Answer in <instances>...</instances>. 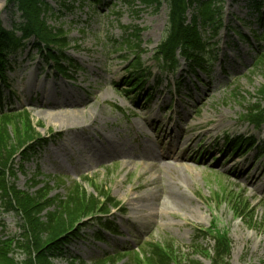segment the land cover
I'll return each instance as SVG.
<instances>
[{"label":"rangeland","instance_id":"rangeland-1","mask_svg":"<svg viewBox=\"0 0 264 264\" xmlns=\"http://www.w3.org/2000/svg\"><path fill=\"white\" fill-rule=\"evenodd\" d=\"M72 1L67 9L50 0L55 13L46 20L68 32L67 55L78 66L70 70L73 78L59 75L33 39L9 55L3 69V101L29 111L38 134L48 138L30 158L14 155L11 181L39 199L65 200L79 185L85 196L102 201L100 189L121 205L110 214L115 235L88 220L46 264H135L137 252L144 256L140 247L151 258L152 244L171 248L182 264H212L219 234L230 240L229 264H264V122L255 127L241 117L264 99L258 93L264 65H255L256 53L264 51V7L258 17L247 0H227L225 26L209 41L216 58L209 76L201 73L203 83L183 59L176 74L160 73L154 51L167 35V3L157 10L141 0ZM21 14L0 0L4 28L18 27ZM136 27L142 29L140 49L118 46ZM252 29L258 42L250 38L248 44L235 33L251 37ZM134 53L148 70L153 95L147 101L123 85ZM177 79H185L180 92ZM62 113L79 116L72 121ZM13 123L7 124L11 135ZM239 135L253 137L259 148L244 157L232 154L228 146ZM24 225L19 214L0 207V239L20 236ZM197 227L206 235H197ZM9 249L16 260L30 259L29 251Z\"/></svg>","mask_w":264,"mask_h":264},{"label":"trees","instance_id":"trees-1","mask_svg":"<svg viewBox=\"0 0 264 264\" xmlns=\"http://www.w3.org/2000/svg\"><path fill=\"white\" fill-rule=\"evenodd\" d=\"M59 6L67 9L74 7L72 0H54ZM22 13V23L12 30L5 29L0 24V76L4 77V67L9 55L19 51L26 46L29 39L34 38V47L44 56L46 61H51L56 65V69L63 75L67 68L64 62L72 66L71 59L67 58L65 52L70 44L67 33L61 27H54L48 24L46 16L55 13V7L49 0H8ZM147 5H161V0H142ZM170 8L168 30L166 41L162 42L157 50L156 57L162 61V68L169 72H175L178 67L176 51L180 49L181 55L187 59L190 69L196 74L197 70L207 72L208 61L205 55L207 39L204 35L206 27L212 30L215 36L218 28L222 25V11L226 0H168ZM264 0H249L250 6L257 10ZM192 8V18L188 22L187 10ZM203 31V32H202ZM20 32V35H18ZM205 37V39H204ZM136 62L140 63L137 56ZM264 63V53L260 54L257 64ZM131 68L137 72L141 67ZM144 75L142 76V78ZM132 78V75L130 79ZM129 86H136L135 81H130ZM264 94V88L259 91ZM261 114L264 110L260 105H253L251 111H258ZM10 121L14 128V135H11L7 126ZM30 114L23 110L17 112H0V170L13 169L9 163L12 154L17 152L26 144L36 139ZM16 140V142H14ZM39 142V141H38ZM17 145H15V144ZM41 143H39V146ZM32 144L28 147L34 149ZM4 173L1 174L3 176ZM85 196V195H84ZM78 187L74 188L65 200L55 198H41L37 195L31 196L23 191L17 190L6 180L5 175L1 179L0 199L3 203L9 204L12 208L17 207L22 211L27 220V236L22 245L23 250L29 251L30 259L22 264H46V260L54 249L66 240L67 230L82 216V212L89 213L98 206V201L94 198L85 199ZM104 196V194H103ZM44 197V196H42ZM106 202H112L107 198ZM54 205L53 211H47L46 219L43 220L42 212ZM107 209V207H106ZM71 223V224H70ZM64 236V237H63ZM74 236H78L77 234ZM36 252V256L32 253ZM212 255L213 264H225L230 248L225 238L217 239ZM159 250L153 252L149 259L150 264H171V254H158ZM0 261L7 264H14L8 257L7 251L0 249ZM49 261V260H48ZM50 262V261H49ZM48 264V262H47ZM176 264H182L177 261ZM189 264H199L194 260Z\"/></svg>","mask_w":264,"mask_h":264},{"label":"bare ground","instance_id":"bare-ground-1","mask_svg":"<svg viewBox=\"0 0 264 264\" xmlns=\"http://www.w3.org/2000/svg\"><path fill=\"white\" fill-rule=\"evenodd\" d=\"M64 114H65V115H64ZM61 115L64 116V117H68L69 119H72V121H73V120H76V118H78L77 116H79L78 113H71V114H68V113H62ZM74 115H76V116H74ZM77 126H78V125H77Z\"/></svg>","mask_w":264,"mask_h":264}]
</instances>
